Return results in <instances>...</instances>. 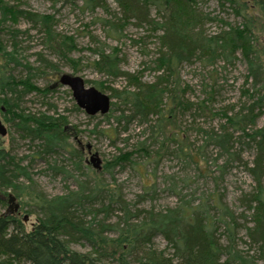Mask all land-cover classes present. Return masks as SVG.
<instances>
[{
    "label": "rangeland",
    "instance_id": "374dc122",
    "mask_svg": "<svg viewBox=\"0 0 264 264\" xmlns=\"http://www.w3.org/2000/svg\"><path fill=\"white\" fill-rule=\"evenodd\" d=\"M146 10V14H140L143 19L148 16L146 22L134 16L120 21L123 11L114 0H101L92 8L85 6L83 0H0V64L4 62L3 53L8 52L18 62L9 64L7 78L19 81L29 77L33 85L43 89L53 86L60 74L69 73L88 80L86 85H95L109 96L114 90L121 95L125 91L138 92V83L148 86L156 82L159 88L174 89L182 101L180 107L168 112L171 92H162L160 100L161 105L166 104V128L170 129V135L174 134V139L161 143L162 136L151 127L159 114L152 112L145 122H140L138 117L127 122L126 118L119 117L131 114L130 104L121 98H111L108 113L88 115L76 105L71 90L61 84L46 92L28 91L21 85L11 92L0 85V118L7 128L6 135L0 136V147L14 157L12 162L25 167L28 174V178L15 182L23 187L21 192L13 188H6L5 193L1 191L0 214L7 213L9 207L5 194L17 195L18 211L9 214L20 218L28 230L37 216L30 212L34 201L28 192H42L51 197L76 190L79 183L97 177L104 186L115 187L132 210H164L177 204L220 200L236 218L237 248L252 254L255 245L251 244L247 227L253 224V210L247 207L244 195L254 187L245 166L252 161L254 149L236 138L233 149L241 151L242 159L228 161L227 167L222 168L228 156L220 153L209 137L220 130L223 113L231 114L246 100L243 95L248 86L245 63L239 53L235 59L217 58L213 63L195 58L179 64L174 76H162L164 72L157 67L156 60L166 51L158 40L163 31L147 21L154 19L162 23L164 18L158 17L154 7ZM195 11L201 17L194 29L206 38L240 25V19L223 0H195ZM30 12L49 16L59 40L72 39L73 50L62 56L46 48L44 31L25 18ZM261 43L264 44V35ZM107 55L115 64L114 73L99 68L105 63L101 57ZM5 79L0 81L4 83ZM8 97L17 104L15 112L22 115L66 117L63 128L71 134L67 139L68 148L76 149L79 157L58 148L46 152L41 139L19 130L16 115L8 113L4 120ZM256 124L264 126V112ZM129 155L128 161H122ZM91 156L97 159V167ZM116 158L122 162L117 163ZM149 186V192L145 193ZM113 208L107 219L98 213L95 220H119V207L113 205ZM86 218L91 219L92 215ZM153 244L158 250L172 252L160 236ZM70 247L81 252L90 250L85 242H71Z\"/></svg>",
    "mask_w": 264,
    "mask_h": 264
},
{
    "label": "trees",
    "instance_id": "16d2710c",
    "mask_svg": "<svg viewBox=\"0 0 264 264\" xmlns=\"http://www.w3.org/2000/svg\"><path fill=\"white\" fill-rule=\"evenodd\" d=\"M83 1L85 6L92 8L99 5L101 0ZM114 1L123 11L120 21L134 16L138 21L146 22L148 16L145 15L143 19L140 14H146V9L150 7L156 9L159 18H164L162 23L154 19L147 22L163 31L158 40L166 51L161 53L156 63L164 72L162 76L166 78L175 75L179 64L195 58L213 63L217 58L227 61L237 58L238 53L241 55L247 71L246 84L249 86L243 91L246 100L231 114L225 111L220 130L209 137L220 153L228 156L222 168L227 167L228 161L242 159L241 151L233 149L236 138L254 149L252 161L245 164L254 187L244 195L247 207L253 210V224L247 227V234L251 244L255 245L254 251L250 254L237 248L239 227L236 218L220 200L177 204L164 210H132L115 187L104 186L96 177L79 183L76 190L51 197L42 192H28L30 199L34 201V209L30 212L37 215L36 221L28 230L15 215L0 214V264H9L8 261L28 264H264V126L256 124L257 118L264 112V44L261 43V36L264 35V0H223L240 19V25L229 27L210 38L194 29L201 17L195 11V0ZM25 18L30 23L39 25L40 31H44L43 43L46 48L62 56L73 50L72 39L62 37L59 40L60 36L52 28L49 16L30 12ZM107 56L101 57L105 63L103 66L100 64L99 68L101 66L102 70L114 73L115 64L112 57ZM2 60L4 62L0 64V79L6 78L4 83L0 81L3 90L15 92L16 87L21 85L28 91L46 92L59 84L56 81L53 86L40 89L32 84L29 77L19 81L14 77L7 78L5 74L9 64L18 62L12 52L3 53ZM84 81L86 84L89 82ZM137 87L138 92L125 91L121 95L114 90V94L110 96L121 98L124 103L130 104L131 114L119 118L124 117L130 122L138 117L140 122H145L152 112H156L159 114L158 119L151 127L156 134L162 136L161 143L163 140L174 139V134L170 135V129L166 128V104L161 105L160 96L163 91L171 92L168 112L182 105L180 97L174 89L166 86L159 88L156 82L148 86L138 83ZM5 100L4 120H7L8 113L16 115L19 118V130L32 138L41 139L44 151L53 152L54 148H58L66 150L73 157H79L76 149L68 148L67 139L71 134L63 128L66 117L35 118L22 115L15 112L17 104L13 99L8 97ZM185 151L183 150V154ZM144 154L146 156L147 152ZM13 159V156L0 147V197L1 191L6 188L21 192L23 187L15 182L28 178L25 167L12 162ZM129 159L130 155L122 161ZM114 160L117 161V158ZM150 188L151 186L145 193ZM113 205L119 207V220H95L98 213L104 214L103 219L109 216L114 209ZM212 210L217 214H213ZM90 215L92 218L87 220L86 217ZM220 228L223 229L222 232L219 231ZM157 236L166 241L172 250L171 254L154 247ZM71 242H85L90 250H74L70 247Z\"/></svg>",
    "mask_w": 264,
    "mask_h": 264
},
{
    "label": "water",
    "instance_id": "95a60500",
    "mask_svg": "<svg viewBox=\"0 0 264 264\" xmlns=\"http://www.w3.org/2000/svg\"><path fill=\"white\" fill-rule=\"evenodd\" d=\"M58 83L68 87L71 90V94L75 103L78 107L82 108L86 114L95 115V114H106L110 109L111 98L108 94L100 91L95 86L86 85L84 79L79 75H73L69 73H62L58 77ZM7 133V128L0 119V136H4ZM92 161L95 160L94 166H98L96 158H90ZM6 199L9 203L7 213H14L18 211L19 203L17 202V197L8 192L6 194ZM27 216L23 217V220L26 221Z\"/></svg>",
    "mask_w": 264,
    "mask_h": 264
}]
</instances>
